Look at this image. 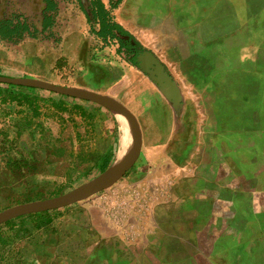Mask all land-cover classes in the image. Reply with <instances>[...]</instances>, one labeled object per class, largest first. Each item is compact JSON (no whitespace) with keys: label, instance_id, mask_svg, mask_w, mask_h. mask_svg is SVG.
I'll use <instances>...</instances> for the list:
<instances>
[{"label":"crops","instance_id":"1","mask_svg":"<svg viewBox=\"0 0 264 264\" xmlns=\"http://www.w3.org/2000/svg\"><path fill=\"white\" fill-rule=\"evenodd\" d=\"M121 6L124 30L142 47L139 33L172 42L148 53L153 64L156 54L180 56L176 74L162 78L173 126L157 130L174 136L172 147L142 150L124 206H69L45 235L44 263L264 264V37L227 33L229 0Z\"/></svg>","mask_w":264,"mask_h":264},{"label":"rangeland","instance_id":"2","mask_svg":"<svg viewBox=\"0 0 264 264\" xmlns=\"http://www.w3.org/2000/svg\"><path fill=\"white\" fill-rule=\"evenodd\" d=\"M101 1L108 9V0ZM54 2L51 28L42 33V0H0V20L19 17L33 33V37L24 35L14 43L0 41V73L91 91L116 100L134 115L142 138L136 162L118 181L83 200L122 207L123 185L132 175L140 177L142 150L157 143L172 147L174 136L157 130L173 126V103L162 94L166 89L162 78L164 72L176 74L174 65L180 56L156 54L158 67L148 53L170 47L172 42L155 38V34L141 38L139 33L136 38L145 51L133 67L126 62L125 53L117 54V43L105 45L91 33L85 15L87 0ZM121 4L111 16L124 29ZM225 30L234 36L240 30L258 31L263 38L264 0H229ZM37 94L16 95L0 86V212L77 192L108 171L117 155L120 125L116 111L90 101L85 102L95 106L70 102L65 96L42 90ZM108 157L107 169L98 173ZM68 207L1 222L0 264H45L51 253L45 235L56 232L54 224L66 217Z\"/></svg>","mask_w":264,"mask_h":264},{"label":"trees","instance_id":"3","mask_svg":"<svg viewBox=\"0 0 264 264\" xmlns=\"http://www.w3.org/2000/svg\"><path fill=\"white\" fill-rule=\"evenodd\" d=\"M44 3V9L42 11V25L41 32L45 33L51 28L53 21V13L56 12V3L54 0H42ZM79 2L81 0H78ZM88 7L85 10L87 22L90 25V31L96 39L103 44L108 45L113 42L118 44L117 54H126V62L133 67H137V57L141 55L145 49L119 24L113 21L111 12L119 7L123 0H108V9L101 0H87ZM97 27V28H96ZM24 35L33 37V33L26 20H20L19 17H13L10 19L0 20V41L7 43H14L17 40L23 38ZM0 76H5L0 73ZM12 77V76H5ZM16 78V77H12ZM5 86L6 90L21 96H34L36 97L39 92L37 89L17 87L11 85ZM50 95H54L50 93ZM27 98V97H26ZM67 101L89 104L85 101L75 100L72 98L64 97ZM2 100L1 102H4ZM110 157L104 160L101 166L98 167V173L104 172L108 167V160Z\"/></svg>","mask_w":264,"mask_h":264},{"label":"water","instance_id":"4","mask_svg":"<svg viewBox=\"0 0 264 264\" xmlns=\"http://www.w3.org/2000/svg\"><path fill=\"white\" fill-rule=\"evenodd\" d=\"M141 58L142 57H139V59L138 58L137 59L140 60ZM0 85H11V86H17V87L38 89V90L54 93L57 95H61V96L69 97V98H74L77 100L90 101V102L106 105V106L112 108L114 111L125 116L131 122V124L133 126L134 133H135V137H136V147H135L133 158L128 163V165L125 167V169L122 170L121 172H118L117 174H115L114 176H112L108 179H105L103 182H101L97 185L92 186L91 185V183L93 182L92 181L88 186L83 187L79 191L70 193L68 195L62 196V197L57 198V199L20 204V205L8 208L6 210H3L0 212V223L9 219V218L18 216V215H22V214H26V213H32V212H40V211L58 209V208L71 206L75 203H79V202L83 201L84 199H86L87 197L95 195L100 190H102V189L108 187L109 185L115 183L116 181H118L120 178H122L125 175V173L136 162V160L140 154L141 145H142L140 128H139L138 122H137L136 118L134 117V115L128 109H126L122 104L117 102L116 100H114L112 98L105 97L103 95H100V94H97L94 92H91V91L54 85V84H51V83H48L45 81H41V80H37V79H31V78H17V77L12 78V77L0 76ZM112 165H111V167H112ZM101 176H99L95 180L99 179Z\"/></svg>","mask_w":264,"mask_h":264},{"label":"bare ground","instance_id":"5","mask_svg":"<svg viewBox=\"0 0 264 264\" xmlns=\"http://www.w3.org/2000/svg\"><path fill=\"white\" fill-rule=\"evenodd\" d=\"M117 117L120 125L119 134V149L113 166L103 174L99 179L93 181L91 185H97L108 179L118 172L125 169L134 155L136 147V137L131 122L123 115L117 112Z\"/></svg>","mask_w":264,"mask_h":264}]
</instances>
